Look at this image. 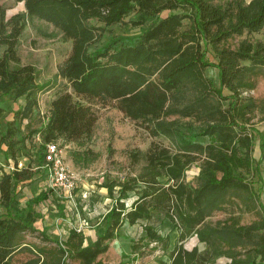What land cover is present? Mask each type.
Instances as JSON below:
<instances>
[{"label": "trees", "instance_id": "1", "mask_svg": "<svg viewBox=\"0 0 264 264\" xmlns=\"http://www.w3.org/2000/svg\"><path fill=\"white\" fill-rule=\"evenodd\" d=\"M17 1L23 3L24 11L8 18L0 4V94H10L12 99L24 96V104L15 113L24 119L37 106L40 91L48 88L52 93L34 149L38 162L27 161L0 178L4 208L0 264H14L13 256L25 247L26 233L35 230L32 206L54 196L50 189H41L21 206L14 186L39 170L34 167L43 162L44 143L61 140L85 145L97 120L96 103H111L149 136L164 137L168 143L151 141L143 157L131 153L129 165L143 160L139 173L101 185L113 200L103 215L104 230L91 244L84 245L82 232L71 227L63 241L53 240L55 248L32 245L33 256L18 264H114L98 258L117 229L124 221H148L153 211L178 230L169 249L168 235L159 234L151 224L143 226L150 250L160 249L167 257H158L157 264H209L216 256L228 258L227 264L264 261V205L244 175L257 174V166L264 163V135L257 133L260 156L253 167L255 129L251 122L256 111L264 113V100L258 104L249 93L255 86L254 77L264 69V39L251 38L252 33L264 30V0H231L226 6L213 0ZM163 11L168 12L161 16ZM131 12L137 15L130 21L133 26L150 20L134 40L114 39L108 50H90L107 26L122 23ZM33 18L50 24L70 41L56 73L42 83L35 66L22 62L18 52L19 38ZM185 19L187 26H183ZM209 47L215 61L207 59ZM209 66L217 70V85L205 74ZM2 112L0 107V116ZM180 119H187L184 130ZM10 124L0 132V144L5 143L16 165L22 154L17 145L26 139H13L18 129ZM87 151L78 154L83 157ZM192 164L199 167L195 185L185 180ZM130 192L134 198L127 204ZM229 202L240 211L255 210L258 218L241 224L229 212L214 223L206 221ZM192 235L205 243L203 249L184 246ZM138 249L136 242L130 245L132 258L138 257Z\"/></svg>", "mask_w": 264, "mask_h": 264}, {"label": "rangeland", "instance_id": "2", "mask_svg": "<svg viewBox=\"0 0 264 264\" xmlns=\"http://www.w3.org/2000/svg\"><path fill=\"white\" fill-rule=\"evenodd\" d=\"M213 1L226 6L231 0ZM0 4L5 10L6 18L13 13L24 11L21 1L0 0ZM167 12L163 11L160 15L164 16ZM136 17V13L131 12L124 18L122 23L107 26L102 38L93 43L90 46V50L96 48L108 50V44L114 39H120L119 42L134 40L140 34L141 29L150 23V20H147L142 25L133 26L130 24V21L135 20ZM187 24L188 21L186 19L183 20V26H187ZM251 38L253 40L264 39V30L252 33ZM237 39L231 40L229 43L232 45ZM2 48L3 46L0 45V54ZM69 50L70 41L64 40L50 24L36 18L27 21L18 42V52L21 61L32 63L35 66L40 83L52 79L57 71V66L65 59ZM207 59L209 61L216 60L210 47L208 48ZM205 74L216 85L218 84L215 67H207ZM253 81L255 82V86L249 93L260 104L264 100V69L254 77ZM223 92L225 94L228 93L225 89ZM51 93L52 90L48 88L40 91L37 95V106L33 109L30 117L24 119L15 116L16 111L24 104V96H22L23 98L12 99L10 94H0V107L3 109L0 116V132L5 130L8 123H13L10 125L14 129H18L13 139H18L19 137L26 139L17 145V147H20L18 152L22 153L21 155H28L26 163L27 161H31L34 164L38 162L37 154L34 151L39 143V136L37 134L36 139V132H38L44 123L45 118H47V104ZM93 107L96 109L97 120L92 136L84 146L79 147L73 143L64 144L61 140L56 141L62 148L66 164L76 177L73 201H68L61 196L54 197L50 195L46 200L32 206L35 213V221L33 222L35 230L26 233V240H32L33 243L43 248H55L54 241H63L69 229L79 219H84L86 222V225L81 230L83 244H91L103 232L106 224L103 215L113 200L107 196L106 187H101V185L106 181H122L127 177L139 173L143 160L140 159L134 166L129 165L131 153L139 152V157H143V153L151 141L168 143L164 137L149 136L143 127L124 116L111 103L107 105L96 103ZM186 122L187 119H180L181 129L184 130L186 128ZM251 122L252 127L255 129V132H253L252 151L254 167L255 162L260 156L257 133L264 135V113L256 111ZM31 130L33 132H30ZM197 140H201L202 143L207 141L206 138H198ZM3 144L5 145L4 142ZM84 149H88V151L82 157L78 153H82ZM198 171L199 167L196 164H192L185 172L186 182L195 185ZM244 175L251 181L253 188L259 192L260 201L264 205V163L261 162L257 166V174L245 173ZM46 188L44 174L41 170H34L30 179L17 183L14 186V193L22 206L24 205V201L36 195L41 189ZM117 190L118 188L115 186L113 188L114 196L117 195ZM133 198L134 195L130 192V196L125 198L126 203L129 204ZM229 212L234 214L241 224L250 223L258 218L255 210L240 211L237 209L235 203L229 202L222 209L212 212L206 218V221L214 223L216 220L224 219ZM145 224H151L161 235H168L169 249L174 246L178 230L171 228V223L167 218H162L153 211L152 217L148 221L139 220L134 224L124 221L117 229L116 236L108 242V249L98 259L102 262L114 264H157L156 259L158 257L166 259V255H163L160 249L150 250V245H147V238L143 230ZM44 236L48 238L46 239ZM134 242L139 246L137 250L139 255L136 259L132 258L134 256L129 254L130 245ZM183 244L188 249L194 245L199 249L205 247V243L199 242L196 235L186 238ZM33 253L30 252L28 255L16 253L12 261L14 264H18L23 262L27 256L29 258L32 257ZM66 260L68 261V259ZM228 262V258L216 256L209 264H227ZM259 264H264V261H261Z\"/></svg>", "mask_w": 264, "mask_h": 264}, {"label": "built area", "instance_id": "3", "mask_svg": "<svg viewBox=\"0 0 264 264\" xmlns=\"http://www.w3.org/2000/svg\"><path fill=\"white\" fill-rule=\"evenodd\" d=\"M22 166L23 163L18 161L16 165H11L10 170L19 169ZM34 169H39L44 174L45 184L54 193V196H61L68 201H73L76 177L66 164L58 142L44 143L43 162L40 166H35ZM84 225H86L84 219H79L72 228L80 232Z\"/></svg>", "mask_w": 264, "mask_h": 264}, {"label": "crops", "instance_id": "4", "mask_svg": "<svg viewBox=\"0 0 264 264\" xmlns=\"http://www.w3.org/2000/svg\"><path fill=\"white\" fill-rule=\"evenodd\" d=\"M50 97H51V95L49 96V99H50ZM21 98H23V97H21ZM49 99H48V102H49ZM23 100H24V98H23ZM46 114H47V112H46ZM10 119H11V117H10ZM46 119L47 118H45V120ZM37 134H38V132H36V139H37ZM26 160H27V157L24 156V155H22L21 157H18V159H17V161H21L23 164L26 163ZM12 164H13V160L10 158L9 154L7 153V147H6V145H4L3 142H2L0 144V178H1V175H2L3 172H9V171H11L10 170V167H11ZM17 187H19V186L17 185ZM3 213H4V208L0 205V214H3ZM93 239H91V240H93ZM22 245H24L25 247L22 248L17 253H23V254H27L28 255V253H30V252H32L34 250V248H32V245L35 246V247H38V246L41 247L40 245H37L36 243H33L32 240L31 241L26 240V241H24V243ZM28 258L29 257L27 256L24 259V261L27 260Z\"/></svg>", "mask_w": 264, "mask_h": 264}]
</instances>
